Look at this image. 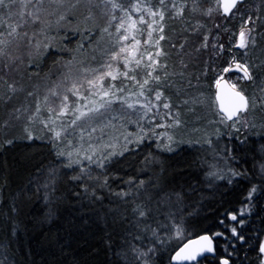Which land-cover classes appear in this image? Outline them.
<instances>
[{
    "label": "trees",
    "instance_id": "trees-1",
    "mask_svg": "<svg viewBox=\"0 0 264 264\" xmlns=\"http://www.w3.org/2000/svg\"><path fill=\"white\" fill-rule=\"evenodd\" d=\"M44 6L48 7L47 4ZM208 6V0H201L202 8ZM238 8L245 16L260 17L254 25L256 45L249 47L248 55L244 59L257 66L264 64V0H246L245 4L239 5ZM94 13L95 21L87 23L83 20L85 14L83 8H68L67 18L59 23H57L59 12L48 16L49 26L44 29L43 34L36 37L52 45L46 52L42 48L41 52L44 53L42 55H37L34 48L29 49L24 44L19 50L16 49L15 44L9 47L8 51L13 56L21 55L24 63L19 65L17 61L19 71L3 69L0 65V77L9 83L19 81L25 90L18 92L8 104L0 102V125L9 120V113L16 107L27 104L34 110L35 97L26 98L28 91H38L42 98L49 88L63 79L65 74L71 72L74 77L80 76L82 68L98 66L97 62L91 59L93 55L97 58L101 55L97 50V42H100V48H104L109 41H115L116 33L113 22V27L109 29L113 35L105 34L101 40L99 30L107 26V19H101L98 10L94 9ZM116 15H120L119 11ZM197 21L206 27L201 28L196 36H189L184 32L185 28L195 26ZM165 23V35L169 39L161 41V46L169 53L166 57L169 71L177 73L181 71L179 64L181 57L177 54V49L170 47L171 43L178 45L184 36H189L185 53L193 54L183 57L185 62L189 63V67L184 69L185 77L178 75L173 77L176 88L165 90V96L170 98L174 111H180L183 122L182 127L168 131L173 132L177 140L199 141V143L191 145L181 143L174 146L175 151L167 152L157 147L158 141L155 138H148L139 145H129L128 151L123 155L114 156L104 169L92 165L90 171L93 177L99 178L98 181H73L70 177L79 174L78 166L71 169L64 167L65 158L56 155V149L48 138L50 134L42 130V125L36 123L31 126V130L34 137L44 138L28 140L24 132L26 122L12 121V126L5 128L0 134V141L4 139L14 141L12 145H4L0 148V243L8 245L6 251L11 257V264H128L133 257L127 242L130 237L126 235L127 218L131 217L132 204L130 202L126 205L123 201H131L132 198H121L115 194L128 191L130 189L128 181H132L131 187L134 189L141 180L150 190L158 181L168 191L183 193V203L179 209L176 207L171 209L174 213L173 219L167 218L166 213L169 209L165 206H162L164 214H160L155 220L149 218L153 227H156L157 221L167 225L168 227L160 228L158 231L161 235L171 236L164 250L155 257L157 264H170L169 257L182 245L172 240L175 237L171 227L174 223L182 224L183 236L187 239L202 234L211 235L217 231L227 232L219 221L224 219L225 225H232L233 222L225 219L224 214L243 207L250 187L256 185L258 193L250 202V212L244 217L245 224L238 228L247 243L242 246L236 242L233 253L231 247L225 251L226 241L216 237L215 258L207 259L202 264H220V259L227 257L228 253H233L230 257L231 264H257V245L264 237V179L261 178L260 168L264 164V109L258 108L250 112L249 125L254 124V128L241 127V132L235 133L219 124L215 103L209 104V101H215L217 75L236 76L220 71L231 59L232 54L227 49L230 43L235 42V37L230 42L228 33L221 31L220 42L225 45L224 53L216 57L209 48L207 51H202L198 59L193 58L196 55L194 48L200 43L202 34L208 29L215 33L214 24L221 23L222 28L226 26L230 32L238 33L241 19L237 16L225 21L215 14L209 19L186 10L184 18H166ZM28 31L31 34L32 29ZM80 45L83 47L81 48ZM28 51L33 53L31 66H29ZM240 51L233 49L238 60L241 59ZM69 60L72 64L65 67ZM205 61H208L209 70L207 75H201L205 69ZM189 74L193 84L197 83L195 77L200 75L199 84L194 88L183 89ZM254 75L257 77V82L264 79V67L255 68ZM243 87L247 95H251L252 89L255 88L251 82H245ZM176 89H182L179 95L176 94ZM0 91L7 93V84L3 81H0ZM201 93L206 100L205 103L197 105L181 103L182 100L197 97ZM71 99L75 98L71 97ZM114 107L119 111L118 105ZM190 108H194V111H189ZM145 126L149 127L147 124ZM117 127L119 128V125ZM125 127L128 131L137 130L134 124H126ZM195 129L199 131L203 129L205 136L195 139L198 132ZM217 129L221 133L230 132L231 135L217 137L215 132ZM70 131L72 135L68 139L78 146L79 128ZM157 131L163 132L165 129H157ZM179 134L181 135L178 137ZM97 135L99 133L93 134V142ZM224 139L230 145L229 153L225 155L229 165L224 163L223 166L221 162L217 164V160L208 158L199 150L200 147L196 146L200 143L205 144V140L215 142ZM87 141L88 137L85 133V147ZM121 143L122 141L117 144V151L120 150ZM84 163L87 165L86 161ZM51 169H56L59 174L54 195L60 199L55 204L57 211L54 218H49L47 215L49 204L44 199L43 188L39 192L36 190L39 187L38 177L46 176ZM229 169L244 171L247 178H233V183L229 184L227 179H218L209 175L211 172L227 175ZM101 173L107 175L108 187L101 186L104 180ZM82 184L88 186L87 195ZM74 192L80 193L82 198L73 195ZM109 208L118 210L114 213L115 224L112 223L113 214L108 213ZM122 213L126 217L123 222L119 219ZM14 225L15 233L12 231ZM132 243L140 245V241L133 240Z\"/></svg>",
    "mask_w": 264,
    "mask_h": 264
},
{
    "label": "snow or ice",
    "instance_id": "snow-or-ice-1",
    "mask_svg": "<svg viewBox=\"0 0 264 264\" xmlns=\"http://www.w3.org/2000/svg\"><path fill=\"white\" fill-rule=\"evenodd\" d=\"M246 0H208L207 8L201 7V0H0V65L3 69H12L19 71V65L24 63L21 55L13 56L9 47L15 44L19 50L21 45L29 49H35L37 55H42L41 49L46 52L52 47L36 39L39 34L44 33V29L49 26L48 16L56 15L59 12L57 23L67 18L68 8H83V20L95 21L96 15L94 9L98 10L101 19H107V26L99 30L100 39L104 35L112 36L109 31L115 22L116 39L114 42L109 41L107 46L100 48V42H97L101 55L97 58L92 56L96 61L97 67H86L80 70V76H73L71 72L65 74L63 79L54 84L41 98L38 91H28L27 97H35L34 110L25 104L21 107L14 108L9 113V120L0 125V134L5 128L11 127L12 121H20L22 118L26 121L24 132L26 138L43 139L44 137H34L31 126L39 123L42 130H46L53 148L56 149L58 157H64V167L69 169L78 166V173L70 178L73 181L97 180L93 177L90 167L95 165L97 168L104 169L107 164L111 163L114 156L123 155L129 150V145H139L148 138H155L158 143L157 147L163 151H175V145L181 143H199V141H180L177 140L174 133L169 129H177L183 126L180 118V111L175 110L169 97L165 96L166 89L176 88L173 77H185L184 69L189 67L185 62L184 55L193 56L192 53H185L186 45L189 42V36H196L201 28L206 26L200 21L191 28H185L184 32L189 36H184L177 45L171 43L170 47L177 49L180 55L179 61L181 71H169V65L166 57L169 53L161 46V41L169 39L165 35L166 18L182 19L187 10L191 14H199L209 19L213 15L222 17L227 21L237 16L241 19V26L238 33H232L225 26L222 28L221 23L214 24L215 33L208 29L202 34V39L194 48L195 56L198 59L202 51L209 48L213 50L216 57L225 52V45L220 42L221 31L228 33V40L235 42L230 43L227 51L232 54L226 67L220 71L222 73L236 72L237 82L229 86V102L223 101L221 91V82L224 80L223 75L218 74L215 80L217 92L215 101H209V104L219 102L216 108V115L219 117V123L223 124L226 129H231L235 133L241 132V127H255L249 125L248 114L258 108L264 109V79L257 82L254 75V69L264 67L259 66L244 59L248 55L249 47H255L256 37L254 27L259 16H245L240 11L238 5H244ZM47 4L48 7L44 5ZM67 6V7H66ZM63 9V11H61ZM120 15L117 16L116 12ZM39 26V27H36ZM98 27V26H97ZM28 29H32L31 34ZM91 31V29H89ZM210 38L212 43L210 44ZM82 48L83 45H80ZM233 49L241 50L237 59V54ZM29 66L32 62V51H28ZM106 57V59H105ZM211 59V58H210ZM5 60L7 62H5ZM19 61V65H17ZM214 62V60H213ZM72 64L69 60L65 67ZM208 61H205V69L201 75H207ZM38 75V73H37ZM197 83L193 84L191 74L186 79L183 89L197 87L200 75L195 77ZM0 81L7 84V93L0 91V102L8 104L13 100L18 92H23L24 86L19 81L9 83L0 77ZM120 83L117 84L116 82ZM251 82L256 91L252 95H246L245 88L240 82ZM225 83H227L225 81ZM182 89H176L179 95ZM74 97L75 99H70ZM206 100L201 93L197 97H189L181 101L183 105L203 104ZM115 105L119 106V111ZM163 110V111H162ZM189 111H194L190 108ZM135 117V119H133ZM157 118L160 121L157 123ZM126 124L136 125V131H128ZM149 127H146L145 125ZM87 125V127H85ZM119 125V128L117 127ZM240 125V127H238ZM79 128V140L73 144L70 129ZM120 129H124L120 131ZM157 129H165L158 132ZM199 131V129H195ZM85 133L88 141L85 147ZM99 133L93 142V134ZM217 137L220 135H231L230 132L221 133L219 129L216 132ZM120 150L117 151L119 142ZM13 139H4L0 141V148L4 145H12ZM211 144V140L205 141ZM227 150V149H226ZM87 162L85 165L84 162ZM264 179V164L260 166ZM102 187H108V178L104 173ZM210 176H216L218 179H227L229 184L233 183V178L246 179L247 174L244 171L229 169L227 175H218L216 172L209 173ZM59 174L56 169L48 171L46 176L38 177L37 183L44 190V199L48 201V217L54 218L57 208L55 204L59 197L55 196L56 181ZM130 185L128 191H120L115 195L118 197H131L132 200H124V204L131 202V217L127 218L128 227L126 229L128 244L133 257L128 264H157V257L168 243L171 236L161 235L158 231L160 228H166L167 225L158 222L153 227L149 222L151 217L155 220L162 213V206L169 210L166 213L167 218L173 219V207L179 209L183 203V193L177 191H168L158 181L151 186V190L145 186L143 180L139 181L135 188L131 187L132 181L127 182ZM84 193L87 195L89 189L86 184L81 185ZM258 193L256 185H252L245 198L243 207L235 212H226L225 219L230 220L232 225H225L224 219L219 223L223 225L227 232L217 231L211 235L205 234L198 239L188 240L183 246L179 247L169 257L170 264H201L202 258H207L206 254H214L216 251L214 239L220 237L226 241L225 251L228 247L235 251V244L239 242L242 246L247 243L245 236L238 228L245 224V215L250 212V202ZM78 198H82L78 192L72 193ZM94 194V193H93ZM91 203V201H89ZM15 211V208H13ZM117 209H108L109 214H113L112 223H116ZM105 219V217H101ZM119 219L123 222L126 217L122 213ZM106 222V220H105ZM172 230L177 238L184 235V229L181 223H174ZM13 233L16 232V226H13ZM140 241V245L133 244L132 241ZM111 246V245H109ZM8 245L0 243V264H11V257L6 251ZM257 264H264V239H260L257 245ZM233 253H228L227 257L220 259V264H231L230 257Z\"/></svg>",
    "mask_w": 264,
    "mask_h": 264
},
{
    "label": "rangeland",
    "instance_id": "rangeland-1",
    "mask_svg": "<svg viewBox=\"0 0 264 264\" xmlns=\"http://www.w3.org/2000/svg\"><path fill=\"white\" fill-rule=\"evenodd\" d=\"M262 75V74H261ZM223 81H227L228 83H229V85L231 84V83H234V82H237V75L236 76H230V77H224V80ZM244 83L245 82H243V81H241L240 82V84L243 86L244 85ZM254 91H256V89L254 88V89H252V91H251V95L254 93ZM247 95V94H246ZM70 99H71V97H70ZM215 107L217 108V106H216V103H215ZM250 114V113H249ZM249 114H248V123L250 124V120H251V117L249 118ZM219 118V117H218ZM24 123L26 122L23 118L21 119ZM158 122H163V121H160L159 120V118H158V120H157ZM218 121H219V119H218ZM23 124V123H22ZM220 124V123H219ZM220 125H222V126H224L223 124H220ZM225 127V126H224ZM243 128H245V127H243ZM247 128V127H246ZM179 132V131H178ZM199 132V133H198ZM197 132V135H196V137H195V139H200V138H202L203 136H205V135H203V134H205V132H204V130L202 129L201 131H198ZM215 132H217L216 130H215ZM181 134H179L178 135V137L180 136ZM206 141V140H205ZM204 141V142H205ZM196 146H198V147H200V151L206 156L207 155V157L208 158H211V159H214L215 161L217 160L218 162H217V164H219L220 162L221 163H223V166H225L224 165V163H226V164H228V160H226L227 159V157L225 156L227 153H229V142H227L226 141V139H224V141H221V140H217V141H215V142H211V144H208V143H206L205 142V144H196ZM227 149V150H226ZM219 151V153L217 154V152ZM210 159V160H211ZM227 161V162H226ZM220 163V164H221ZM229 165V164H228ZM222 166V165H221ZM225 169V168H224ZM187 239V237L186 236H183V237H181V238H177L176 236L175 237H173V239L172 240H174L175 242H177V243H179V245H181L182 243H184L185 241H187L186 240Z\"/></svg>",
    "mask_w": 264,
    "mask_h": 264
},
{
    "label": "water",
    "instance_id": "water-1",
    "mask_svg": "<svg viewBox=\"0 0 264 264\" xmlns=\"http://www.w3.org/2000/svg\"><path fill=\"white\" fill-rule=\"evenodd\" d=\"M239 6V5H238ZM232 74H235V75H239V73H236V72H229V73H227V75H232ZM227 82V81H226ZM246 83H248V82H246ZM229 83L227 82V83H225V81H222L221 82V91H222V93H223V101H224V103L225 104H227L228 102H229V99H230V97H229ZM216 92H217V88H216ZM216 103V106H217V108H218V106H219V102H215ZM202 235H205V234H202ZM209 235V234H208ZM201 236V235H200ZM199 238V236H196V237H192V238H190V239H188V240H192V239H198ZM262 239H264V237L262 238ZM187 240V241H188ZM187 241H185L184 243H186ZM215 242V241H214ZM184 243H182V245L181 246H183V244ZM214 245H215V243H214ZM180 246V247H181ZM216 252V251H215ZM216 256V253H214V254H206V257L207 258H214ZM203 259H205V258H202L201 259V261L203 260Z\"/></svg>",
    "mask_w": 264,
    "mask_h": 264
},
{
    "label": "flooded vegetation",
    "instance_id": "flooded-vegetation-1",
    "mask_svg": "<svg viewBox=\"0 0 264 264\" xmlns=\"http://www.w3.org/2000/svg\"><path fill=\"white\" fill-rule=\"evenodd\" d=\"M215 258V257H214ZM207 259H211V258H205L201 261V264L204 263V261H206Z\"/></svg>",
    "mask_w": 264,
    "mask_h": 264
}]
</instances>
